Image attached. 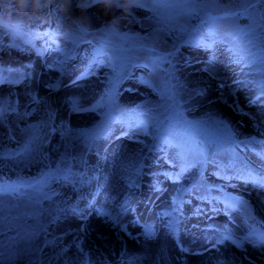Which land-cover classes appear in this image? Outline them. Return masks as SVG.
<instances>
[{"label":"snow or ice","instance_id":"snow-or-ice-1","mask_svg":"<svg viewBox=\"0 0 264 264\" xmlns=\"http://www.w3.org/2000/svg\"><path fill=\"white\" fill-rule=\"evenodd\" d=\"M70 5L75 4L76 0H69ZM223 0H139L128 14L129 23L151 24L149 35L140 36L131 32H122L114 29L109 34V30L101 27L95 32L89 28L86 32L73 29L71 35L65 40L64 46L59 47L55 44V33L48 30L33 31L37 25L33 23L25 30L22 20L10 17L9 21L0 26V51L5 48L16 50L20 53L34 54L36 57L45 58L55 54L52 63H47L48 68H54L59 72V77L55 83L46 85L51 92H58L62 87H86L80 81H86L91 76H96V69L109 68L110 74L100 81L104 85L103 93L100 98L90 107L81 104V97L69 96L64 101L71 112L97 113L101 119L91 128L73 129L61 123L58 127L53 126L56 111L50 102L42 101L31 92L29 103L33 105L44 104V116L35 124H27L24 128H19V132L24 137L23 143L16 150L5 151L0 145V161L10 160L14 163L28 162L34 152L42 151V145L46 141L45 130L49 133L60 132L61 145L63 151L59 152L55 167L52 166L47 155H42L41 162H47L46 170L42 171L40 177L33 181L18 185L5 186L0 184V264H16L18 260L28 257L29 264H43L42 254L48 246H54L57 240H62L63 236L48 239V226L58 225L61 221L69 218L87 221L88 217L95 213L101 219V223L110 227H119L127 232L128 225L123 223V216L129 211L135 212L132 207L134 199L132 190L140 187V178L146 173L145 167H150L145 161L153 157L145 154L163 152L166 162L173 161L168 158V151L175 149V159L179 161V172L150 173L154 177L150 188L155 193H162L164 189L160 187L161 181L157 178L163 176L173 182L179 181L186 172L193 169H202L207 163L214 162L209 160L210 156L220 154L229 155L232 159V170L234 175H223L221 178L226 180L236 179L245 184L251 183L254 187L264 189V171L256 169L245 163L236 153V149L243 146L245 150L251 149L261 162V169H264V147L259 151L253 145L264 146V140H257L255 137L245 140H237L232 128L224 119L209 115L201 120H189L185 115V101L182 99L185 93L189 99L192 97H202L206 94V88L189 87L187 82L182 81L178 75L180 68L179 57L182 56L181 49H203L207 53V59L193 61L188 57L183 58L182 67H190L199 64L201 67L195 69L197 72L205 73L209 81L218 79L217 54L219 47L226 45L225 51L230 64L240 67L242 73L244 69H252L259 75V79H237L233 83L237 87L249 86L259 89V95L249 104H256L264 97V0H227L230 7H220ZM96 0H89L86 5L80 7H94ZM208 5L215 7L209 9ZM134 10H143L144 21L137 19ZM51 12L52 10L49 9ZM192 21H196L195 24ZM243 21V23H241ZM62 23V21H58ZM5 37L8 42L5 44ZM91 37V38H90ZM165 37H171L173 44L167 52H161L158 45L165 42ZM81 45L87 48L80 49ZM77 59L86 61L83 70L79 75L70 81V84H63V77L75 65L73 61ZM256 66L253 69V66ZM33 62H29L24 69H31ZM149 69L150 77L159 75L158 82L151 79L140 77L138 83L151 88L159 97L158 101L151 107L137 105L135 109L125 112L120 109L117 97L120 95V85L131 78V69ZM31 72L20 68H4L0 63V85H21L25 81L31 82ZM247 76V73H244ZM223 84L219 87L223 88ZM132 91V89H126ZM231 96L235 98L236 92ZM221 102L227 104L234 112L242 116H248L240 107L238 100L229 103L226 98L221 97ZM18 102L11 100L4 106H0V128L7 126L9 116L14 114L18 119H26L38 111L33 107L31 111L25 109L23 113L18 110ZM264 107V101H261ZM254 119V118H253ZM264 124V119L260 124H254L259 129ZM121 128L119 136L115 139L126 137L133 140L141 135L150 136L153 143L146 144L143 140L136 142L143 145L133 155H126L121 149H116L109 155L108 149H100V143L106 141L109 144L113 139L115 127ZM8 138L12 135V128H8ZM2 139V133H0ZM78 146L84 148L82 155H74ZM59 151V149H55ZM94 154L97 157L96 165L90 166L87 157ZM79 165V169L75 166ZM101 165L107 166L105 172ZM215 175L221 176L220 172ZM202 178L203 173L200 172ZM116 181L125 184L127 193L123 200L117 205L116 197L110 192L105 191L110 184ZM53 185L61 188H69L77 193L75 203L68 200L56 201L55 198L61 196ZM19 187L32 189L34 196L29 197V203L33 206V211H24L18 215H12L16 205L6 207L2 197L6 193L18 192ZM115 187V185H113ZM203 184L193 183L191 187L182 188L172 197L170 210H162L157 213V223L163 230L165 239L174 241L180 253H190V249L181 242V221L182 206L190 201H185L184 196L195 192H200ZM87 189L85 193L82 191ZM103 195L105 205L112 204L113 210L109 211L102 207H97V198ZM70 199V198H69ZM197 199L208 200L223 204V209L212 207L213 213L223 211L230 216L231 210H239V206L244 202L236 197L224 195L212 197L200 195ZM48 201L49 208H44V202ZM84 201V207H80ZM150 202V201H149ZM118 208V210H117ZM7 211V215H6ZM201 209L196 208L193 215H201ZM45 217L47 220L45 221ZM251 217H245L244 224L247 231L244 235L237 236L231 228L225 226L223 230L208 227L219 233L212 249L220 252L221 246L231 245L240 253H247L248 248L264 249V228L257 224L250 223ZM23 221V223H20ZM234 223V221H232ZM133 227L139 225L142 232L139 236L145 242H154L158 238V231L155 224H141L139 219H133ZM86 225L80 226V231L84 232ZM71 231V230H69ZM6 233L7 243H5ZM43 235L42 246L37 243ZM131 237V233H128ZM138 237H134L136 239ZM83 241L74 240L72 244L62 246L53 259L60 260L65 257L69 250L74 246L77 250V259L80 264H89V253L82 246ZM193 255H201L200 252H193ZM124 253H121L123 257ZM69 259H65L64 264H69ZM244 259H248L245 255ZM170 264V257L167 255V248L161 246L155 264ZM216 264H227L225 259H217ZM249 264L253 262L249 261Z\"/></svg>","mask_w":264,"mask_h":264},{"label":"rangeland","instance_id":"rangeland-1","mask_svg":"<svg viewBox=\"0 0 264 264\" xmlns=\"http://www.w3.org/2000/svg\"><path fill=\"white\" fill-rule=\"evenodd\" d=\"M89 0H80V5H86ZM209 9L215 7L214 5H208ZM220 7H230L227 0H223ZM49 9L52 11L50 12ZM68 13L58 15L57 12L50 6L46 11L51 14L54 19L52 23L41 25L35 23L37 28L33 31L48 30L55 34L57 30H63L66 22L72 18L83 16L84 12H90L94 16L93 19L88 20L89 29L95 32L99 28L103 27L105 23L110 20L113 16L118 15V11H113L109 15H103L100 11L99 6L96 4L94 7H76L75 4H71L68 1ZM137 14V19L144 21L145 16L143 10H134ZM84 17V16H83ZM99 17V18H98ZM21 20V19H19ZM23 21V20H22ZM58 21H62L59 23ZM24 23V22H23ZM193 24L196 21H192ZM243 23V21L241 22ZM33 24V23H32ZM30 24V25H32ZM30 25L25 26V30H28ZM74 28L68 32L71 35ZM119 30L122 32H131L134 34H139L140 36H147L151 30V24L145 23V26H141L139 23H129L128 19L126 21H121L119 25ZM66 37L63 41H60L57 35H55L56 46L63 47ZM91 38V37H90ZM163 43L158 45L161 52H167L171 49L173 40L171 37H165ZM5 44L8 40L5 37ZM86 45L80 46L81 54ZM226 45L219 47L217 54L218 63L216 65L218 70V79L209 81L205 73L194 71L191 73L193 68L197 69L201 67L199 64H193L190 67H182L183 58L188 57L193 61L205 60L207 59V53L203 49H189L182 48V56L179 57L180 64L177 67L180 68L178 75L182 81L187 82L189 87H195L197 84L200 87L206 88V94L202 97H192L189 99L188 94L185 93L182 99L185 101L184 107L186 109L185 115L189 120H201L205 119L209 115L224 119L228 122L230 127L235 134L237 140L250 139L255 137L257 140H264V124L257 129L254 124H260L261 120L264 119V107L261 106V101H264V97L256 104H249V100L255 99L259 95V89L249 86L245 88L243 86L237 87L233 82L237 79H259V75L256 74L252 69H244V73L248 75L245 76L241 72L240 67L234 64H230L228 61V56L225 51ZM55 59V54L51 56H46L45 58L36 57L34 54L20 53L16 50L4 49L0 51V63H2L4 68L13 67L20 68L31 72V82L25 81L21 85H0V106H4L9 100L13 102H18V110L23 113L25 109L31 111L33 107H36L38 111L32 116L26 119H18L14 114L9 116L7 126L0 128V133H2V139H0V145L5 151L16 150L22 145L24 137L19 132V128L26 127L27 124L38 123L39 120L44 116V104L33 105L29 103V96L26 93H33L38 99L42 101L50 102L52 108L56 111L55 120L53 122L54 127H58L61 123L69 126L73 129H84L91 128L95 123H97L101 117L97 113H86L71 112L69 106L64 103V101L69 96H79L81 97V104L84 107H90L94 104L103 93L104 85L100 83L101 80L105 78L106 74L111 73L109 68L96 69L97 75L89 77L86 81H80V84L86 85V87H62L58 92H51L50 89L46 87L49 83H55L56 79L59 77V72L54 68H48L47 63H52ZM29 62H33V67L31 69H24V66ZM86 61L77 59L73 61L70 71L63 77V84H70L72 79H75L77 75L83 70ZM256 66H253V69ZM149 69L145 68H133L131 69V78L125 80L120 85V95L117 97V103L121 110L129 112L136 108L137 105H144L145 107H151L155 104L159 97L155 92L146 85L138 83V79L143 77L144 79H151L153 82H158L159 75H153L150 77ZM198 74L203 77L199 80H195L189 74ZM203 79V80H202ZM223 84V88L219 85ZM126 89H132V91H126ZM235 91V98L231 96V93ZM64 92L65 99L61 101L63 107H59L56 104V99L59 93ZM232 103L233 100H238L240 107L244 109L245 112L249 113L248 116H242L237 112H234L232 108L228 107L227 104L221 102V97ZM254 118V119H253ZM12 128V135L15 137L10 140L8 138V128ZM121 128L119 126L115 127V132L113 133V139L109 144L106 141L100 143V149L103 151L104 148L108 149L109 155L112 151L116 149H121L126 155H133L138 149L143 147V145L137 143V140H143L146 144L151 145L153 143L150 136L145 137L143 135L129 140L126 137H121L120 139H115V136H119ZM46 141L42 145V151L39 153L34 152L32 158L28 162L14 163L10 160L0 161V184L5 186L8 185H18L19 182H30L40 177L42 171L46 170L47 162H41L42 155H47L55 167V162L58 159L59 152L63 151L61 145L60 132L49 133L45 130ZM257 151H259L262 145H253ZM59 149L56 151L55 149ZM175 149L168 151L169 160L172 163L166 162L163 159V152H154L151 154L147 153L145 149V154L150 155L155 159L156 162L153 163L152 159L145 161L146 164L151 165L150 167H145L144 172L146 173L140 178V187L138 189L132 190L133 201L132 207L135 212L129 211L126 213L122 221L128 225L127 232L122 231L119 227H110L98 221H101L95 213L88 217L87 221L78 220L76 218H69L67 220L61 221L58 225L48 226V239H53L56 237L63 236L62 240H57L56 245L48 246L44 249L42 254L43 264H64L65 259H69V264H80L77 259V250L73 246L65 257L60 260L53 259V257L60 251L62 246H67L72 244L74 240L79 242L77 239V233L80 231V226L82 224L86 225V230L81 232L83 237V247L89 253V264H155L161 246L167 248V255L170 257V264H216L217 259H225L227 264H245V261H251L253 264H264V249H252L251 246H246L248 248L247 253H240L231 245L221 246L220 252L212 249L211 245L215 242L219 233L213 231L208 226L211 225L213 228H219L223 230L225 226H228L237 235H244L247 231V225L244 224L245 217H251L250 223L257 224L259 227L264 228V189H259L254 187L251 183L245 184L243 181L231 179L226 180L221 178L223 175L232 176L234 172L232 170V159L229 155L220 154L217 156H210L209 160L214 162L207 163L202 169H193L186 172L184 176L177 182L172 180H167L163 176L157 177L160 181V187L164 189L162 193H155L151 190L150 185L153 183L154 177L150 173H161V172H179L178 166L179 161L175 159ZM84 153V148L78 146L74 155H82ZM236 153L244 160L245 163L249 164L250 167L259 171H264L261 169V162L256 157V155L251 151V149L245 150L243 146L236 149ZM90 166H95L97 157L92 154L87 157ZM79 169V165L75 166ZM101 168L106 172L107 166L101 165ZM202 171L203 176L201 178L200 172ZM216 172H220L221 176L215 175ZM196 183L198 185L203 184L200 192H193L184 196L185 201H190L182 206V221H181V242L183 245H193L194 248L190 253H180L176 247L174 241L171 239H165L163 230L160 228L159 223H157V213L162 210H170L172 197L177 194L182 188H188ZM115 185V187H113ZM57 191L61 192V196L56 197V201L68 200L69 203H75L77 193L72 192L69 188H61L58 185H53ZM85 193L87 189H83ZM111 193L112 196L116 197V204L123 200L124 195L127 193V189L123 182L117 183L113 181L110 186L105 189ZM227 194L232 197H236L242 200L244 203L239 206V210H231L230 216L224 214L223 211L213 213L211 211L212 207L215 206L219 209H223V204L213 201L209 203L208 200L197 199V196L204 195L209 199L212 197H220L223 199L224 195ZM35 193L32 189L26 187H19L18 192L6 193L3 195L2 200L6 207L16 205L13 208L12 215H18L24 211H33V206L29 203V197L34 196ZM70 198V199H69ZM150 201V202H149ZM84 201H81L80 207H84ZM52 205L48 201L44 202L43 207L49 208ZM97 207L105 208L106 210L112 211L113 205H105L104 197L101 195L97 198ZM199 207L201 215H193L196 208ZM118 210V208H117ZM7 215V211H6ZM133 219H139L141 224L149 223L155 224L158 231V238L154 242H145L139 233L142 229L139 225L133 227L131 221ZM47 217H45V221ZM94 221H97L94 224ZM234 221V223L232 222ZM23 223V221H20ZM71 230V231H69ZM131 233V237L128 235ZM14 233H6L5 243H7V235ZM134 237H138L134 239ZM2 238V237H0ZM43 235L39 238L37 243L41 246L43 244ZM124 253L121 257V253ZM193 252H200L201 255H193ZM248 259H244V256ZM192 256H197L193 259ZM16 264H29L28 257L18 260ZM163 264V261L161 262Z\"/></svg>","mask_w":264,"mask_h":264},{"label":"clouds","instance_id":"clouds-1","mask_svg":"<svg viewBox=\"0 0 264 264\" xmlns=\"http://www.w3.org/2000/svg\"><path fill=\"white\" fill-rule=\"evenodd\" d=\"M139 0H96L103 15H109L111 12L118 11V15L113 16L108 20L103 27L109 30V34L114 29H119L121 21L128 19V14L132 7ZM80 0H76V7L79 8ZM50 6L60 14H67L68 0H0V26L7 23L10 17L23 20L26 25L39 23L46 25L53 22L51 14L46 9ZM99 18V17H98ZM86 32L89 28V22L86 17H76L68 20L63 27V30H57V37L60 41L66 38V34L72 30Z\"/></svg>","mask_w":264,"mask_h":264},{"label":"bare ground","instance_id":"bare-ground-1","mask_svg":"<svg viewBox=\"0 0 264 264\" xmlns=\"http://www.w3.org/2000/svg\"><path fill=\"white\" fill-rule=\"evenodd\" d=\"M68 1H69V0H68ZM83 16L86 17L87 20H91V19L94 18V16L92 15L91 11H90V12H89V11H88V12H84V13H83ZM194 71H195V68H193V69L191 70V73L194 72ZM191 73H190L189 75H191L195 80H199V79H201V78L203 77L202 75L200 76V75H198V74H191ZM202 80H203V79H202ZM65 95L67 96V94L64 93V92H61V93L58 94L55 103L58 104L59 107H63L61 101L65 99ZM62 102H63V101H62ZM100 222H101V221H98L99 224H100ZM96 223H97V221H94V224H96ZM81 236H82V234H81V232L79 231V233H77V239L83 241V237H81ZM185 247L189 248L190 251H192L194 248H196V247L193 246V245H185ZM191 258L195 259V258H197V256H192ZM245 264H249V261H245Z\"/></svg>","mask_w":264,"mask_h":264}]
</instances>
